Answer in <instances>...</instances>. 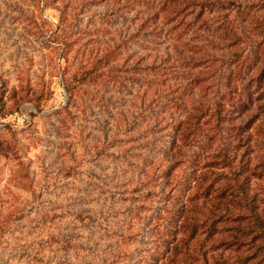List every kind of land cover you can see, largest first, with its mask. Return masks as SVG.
I'll return each instance as SVG.
<instances>
[{"label":"rangeland","instance_id":"rangeland-1","mask_svg":"<svg viewBox=\"0 0 264 264\" xmlns=\"http://www.w3.org/2000/svg\"><path fill=\"white\" fill-rule=\"evenodd\" d=\"M147 11L0 0V76L8 93L29 82L33 94L0 119V264H147L186 194L165 173L178 115L155 102L147 69L169 48L162 28L142 29ZM82 72L90 80L69 98Z\"/></svg>","mask_w":264,"mask_h":264},{"label":"trees","instance_id":"trees-1","mask_svg":"<svg viewBox=\"0 0 264 264\" xmlns=\"http://www.w3.org/2000/svg\"><path fill=\"white\" fill-rule=\"evenodd\" d=\"M143 3L142 29L162 28L169 48L147 69L155 102L178 115L165 173L186 188L147 264H264V0ZM90 75H74L69 98ZM26 83L8 93L0 76V119L33 96Z\"/></svg>","mask_w":264,"mask_h":264}]
</instances>
